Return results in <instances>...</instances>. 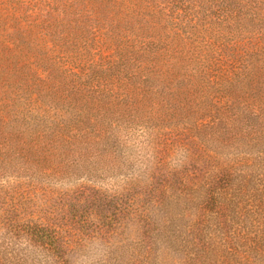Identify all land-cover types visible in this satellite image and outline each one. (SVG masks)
<instances>
[{
	"label": "rangeland",
	"instance_id": "1",
	"mask_svg": "<svg viewBox=\"0 0 264 264\" xmlns=\"http://www.w3.org/2000/svg\"><path fill=\"white\" fill-rule=\"evenodd\" d=\"M0 264H264V0H0Z\"/></svg>",
	"mask_w": 264,
	"mask_h": 264
},
{
	"label": "trees",
	"instance_id": "2",
	"mask_svg": "<svg viewBox=\"0 0 264 264\" xmlns=\"http://www.w3.org/2000/svg\"><path fill=\"white\" fill-rule=\"evenodd\" d=\"M243 19L245 17H242ZM251 19V16H250ZM245 118L248 119H254V117H257L254 114V111L249 110L244 114ZM224 123L222 126L221 130L223 133H228L232 127V125H228ZM238 128H240L239 125H237ZM22 156V155H21ZM161 192V191H160ZM133 201L127 208V211L130 212L131 214H136L141 213L137 218L140 219L142 216V211L138 212L135 214V212L132 209ZM136 210V209H135ZM23 217V216H22ZM19 217V220L22 218ZM144 218V217H142ZM21 224L25 228L22 233H19V235H22L25 239L26 242H31L33 246L32 248H35V251H39L40 253H44L45 255L50 254V256H55L62 258L61 260H64L65 257L63 258V253H64V243L61 238V234L58 231V229H55L52 226V223H48L47 221H37L36 218L33 217H27L23 218ZM146 221V219H145ZM146 230L148 231V228L146 227ZM154 233H157V231L152 230L151 236H153ZM148 235V234H147ZM149 236V235H148Z\"/></svg>",
	"mask_w": 264,
	"mask_h": 264
}]
</instances>
